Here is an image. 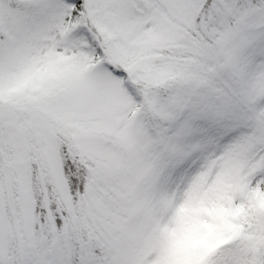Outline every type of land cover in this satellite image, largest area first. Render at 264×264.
<instances>
[{"label":"snow or ice","instance_id":"obj_1","mask_svg":"<svg viewBox=\"0 0 264 264\" xmlns=\"http://www.w3.org/2000/svg\"><path fill=\"white\" fill-rule=\"evenodd\" d=\"M0 264H264V0H0Z\"/></svg>","mask_w":264,"mask_h":264}]
</instances>
